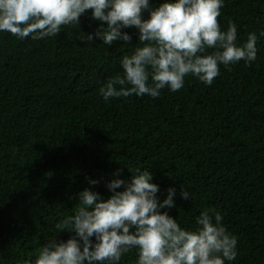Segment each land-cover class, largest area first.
<instances>
[{"label": "trees", "instance_id": "obj_1", "mask_svg": "<svg viewBox=\"0 0 264 264\" xmlns=\"http://www.w3.org/2000/svg\"><path fill=\"white\" fill-rule=\"evenodd\" d=\"M86 11L79 28L62 26L56 36L0 32V264L35 259L57 221L79 206L76 193L91 187L106 199L113 172L127 179L137 168L152 172L161 199L177 188L167 211L181 227H195L203 209L221 213L237 238L225 264H264V0H224L217 17L222 30L235 22L237 43L257 33L254 61L221 65L211 85L188 75L157 98L103 100L98 89L122 72L120 58L138 38L126 28L130 45L86 43L83 33L99 23ZM135 258L133 249L121 264Z\"/></svg>", "mask_w": 264, "mask_h": 264}, {"label": "clouds", "instance_id": "obj_2", "mask_svg": "<svg viewBox=\"0 0 264 264\" xmlns=\"http://www.w3.org/2000/svg\"><path fill=\"white\" fill-rule=\"evenodd\" d=\"M224 0H0V32L18 39L56 36L62 26L79 28V17L98 21L92 33L81 40L98 39L111 46L115 41L130 45L132 36L122 29L136 30L138 44L120 58L122 72L108 78L98 89L104 101L110 98L160 96L184 86L191 75L211 85L220 66L248 64L256 59L257 33L237 43V26L229 20L221 28L217 17ZM106 22V23H105ZM260 35H264L261 32ZM211 49V52H207ZM106 182L110 195L85 187L75 194V212L54 225L57 230L39 249L35 259L23 264H121L124 254L136 250L133 264H225L236 257L237 238L222 224L218 211L203 209L195 217V227H181L168 214L174 206L177 188L166 189L163 199L148 168H137L130 178ZM99 181L88 179L89 186ZM179 195L190 200L182 185ZM61 231L73 233L56 239Z\"/></svg>", "mask_w": 264, "mask_h": 264}]
</instances>
